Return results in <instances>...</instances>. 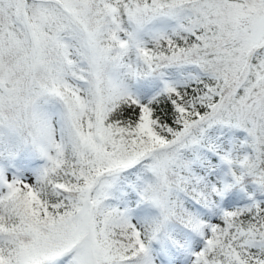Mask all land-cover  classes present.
<instances>
[{
	"label": "snow or ice",
	"instance_id": "1",
	"mask_svg": "<svg viewBox=\"0 0 264 264\" xmlns=\"http://www.w3.org/2000/svg\"><path fill=\"white\" fill-rule=\"evenodd\" d=\"M0 264H264V0H0Z\"/></svg>",
	"mask_w": 264,
	"mask_h": 264
}]
</instances>
